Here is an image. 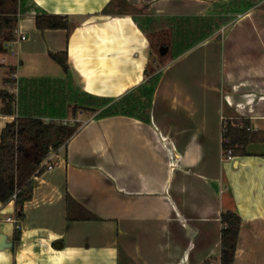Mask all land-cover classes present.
Here are the masks:
<instances>
[{
    "label": "crops",
    "instance_id": "1",
    "mask_svg": "<svg viewBox=\"0 0 264 264\" xmlns=\"http://www.w3.org/2000/svg\"><path fill=\"white\" fill-rule=\"evenodd\" d=\"M225 1L18 0L0 135L16 117L55 118L71 99L126 101L148 83L151 34L167 33L168 48L177 34L196 41L160 58L145 110L90 115L52 149L23 219L0 201V264H220L227 210L242 220L232 264H264V0L218 36L212 12ZM36 15L70 26L39 29ZM198 19L206 26L188 24ZM62 53L67 67L53 57ZM223 118L249 121L246 153L223 158Z\"/></svg>",
    "mask_w": 264,
    "mask_h": 264
},
{
    "label": "trees",
    "instance_id": "2",
    "mask_svg": "<svg viewBox=\"0 0 264 264\" xmlns=\"http://www.w3.org/2000/svg\"><path fill=\"white\" fill-rule=\"evenodd\" d=\"M249 1V0H248ZM251 3V1H250ZM18 0H0V65L1 55L6 50V43L15 38ZM249 5V3L247 4ZM36 26L39 29L68 28V18L56 15H36ZM158 44L155 45L154 41ZM150 42L160 54V47L169 44V35L151 34ZM66 54H53L64 67H67ZM0 97L5 101L3 111L12 114V96L5 90H0ZM84 109V108H82ZM113 113V112H112ZM249 121L236 118L228 121L227 131L223 133L222 148L231 149L232 154L246 153L245 148L251 137ZM240 125L242 127H240ZM80 124L74 126L55 122H43L35 117H16L1 131L0 135V201L6 203L14 200L17 207V220L24 217L23 205L32 198L33 185L31 177L40 175L44 171L41 166L44 156L51 149H58L76 132ZM29 143L30 146H26ZM15 194V197L13 195ZM241 217L233 211L221 213L222 224L220 234V264H232ZM20 225L14 228V246L20 241ZM119 256L125 251L119 247ZM206 260L203 264H208Z\"/></svg>",
    "mask_w": 264,
    "mask_h": 264
},
{
    "label": "rangeland",
    "instance_id": "3",
    "mask_svg": "<svg viewBox=\"0 0 264 264\" xmlns=\"http://www.w3.org/2000/svg\"><path fill=\"white\" fill-rule=\"evenodd\" d=\"M251 1V3H250ZM260 0H226L224 4L219 5L212 13L214 15L213 19V24L215 28L221 27V30L217 32V35L220 36L222 30L224 29V26L228 25L230 21L235 19L238 14L244 13L246 10L250 9L254 5H256ZM249 3V5H247ZM205 19V18H204ZM204 19H198V20H193L189 22L188 24L192 25L193 28L197 25L198 28L200 29L201 27L206 26V22ZM195 25V26H194ZM178 37L172 38V44L170 45L171 47L168 48L165 54H159L157 53L155 47L152 48V59L150 62V65L147 70V75H148V83L146 84L145 87L139 88L134 94L129 95L127 97L126 101H120L117 103H109L105 104L106 102L102 101H78V98L71 99V102L67 103L66 107H64L63 112L59 110L58 112H55L54 117L55 118H50V119H44L46 122H55V123H60L64 125H69V126H74L75 124H81L84 119H86L90 115H102L106 113H112V112H137V111H142L146 109V100L149 98V95L151 93L152 87L156 81L157 75L159 73L160 67L162 66V62L159 61L162 56H166L168 58H171L175 55V53L178 52V50L182 49L184 46H189L193 44L196 40L194 38H184L180 37L177 34ZM171 41V40H170ZM155 45L158 44L157 41L155 40ZM144 97L145 100V106L143 107V99ZM97 102V103H96ZM97 105V107H102L101 108H92V109H82V107L79 106H92V105ZM105 105V106H104ZM74 106H76V109H74ZM88 108V107H87ZM144 108V109H142ZM96 109V111H95ZM255 134V133H254ZM258 138V134L255 136ZM259 144L257 142L252 143L249 145V149L251 151H259L262 150V148H259ZM26 146H30L29 143H26ZM264 149V147H263Z\"/></svg>",
    "mask_w": 264,
    "mask_h": 264
},
{
    "label": "built area",
    "instance_id": "4",
    "mask_svg": "<svg viewBox=\"0 0 264 264\" xmlns=\"http://www.w3.org/2000/svg\"><path fill=\"white\" fill-rule=\"evenodd\" d=\"M22 39L24 38L23 36L21 37ZM222 133H225L227 131V124H228V119L227 118H223L222 120ZM240 127H242L240 125ZM247 130L250 129V127H247L246 128ZM53 154H54V150H50L43 158V164L41 166H46L47 169H51L53 166L52 164L50 163L52 157H53ZM222 156L223 158L225 159H230L232 158V151L231 149H226L224 150L223 149V153H222ZM13 197H15V194L13 195ZM208 264H214L213 261H209Z\"/></svg>",
    "mask_w": 264,
    "mask_h": 264
},
{
    "label": "water",
    "instance_id": "5",
    "mask_svg": "<svg viewBox=\"0 0 264 264\" xmlns=\"http://www.w3.org/2000/svg\"><path fill=\"white\" fill-rule=\"evenodd\" d=\"M166 50H167V47L166 46H162L160 47V54H165L166 53Z\"/></svg>",
    "mask_w": 264,
    "mask_h": 264
}]
</instances>
